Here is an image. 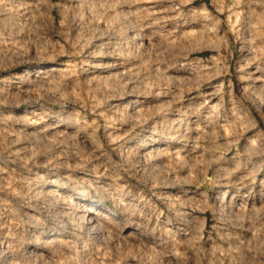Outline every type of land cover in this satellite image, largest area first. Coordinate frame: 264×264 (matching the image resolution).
<instances>
[{
	"label": "rangeland",
	"instance_id": "374dc122",
	"mask_svg": "<svg viewBox=\"0 0 264 264\" xmlns=\"http://www.w3.org/2000/svg\"><path fill=\"white\" fill-rule=\"evenodd\" d=\"M75 1L97 2L98 0H46L47 3L45 0H35V3H38L36 7L37 13H39L36 14V23L33 28L24 26L19 29L25 33V36L18 48H14L9 44V41V43H7V40L4 41L0 31V47L2 45L0 54L4 55V57L0 55V77H9L15 71L16 73L19 71L14 69L13 62L15 59L51 58L57 59V64H61L63 72L70 73L77 79V90L75 89V95L73 94L74 100L72 97L64 95L65 93L54 90L51 91L52 94L42 96L40 103L60 117L73 121L77 119L82 124L86 123L85 125L90 127L94 135L95 146L103 154L104 160L118 174L120 183L117 188L107 186L97 179L86 181L82 186L87 191L89 201L110 207L120 217L130 220V217L122 215L119 196H124L126 200L132 203L133 208L136 210V217L142 219V224L138 227L139 233L142 235L144 233L145 239H148L158 248L173 249L178 252L177 260L179 264H187L185 257L182 256L186 254L185 245L179 243L173 235L174 230L172 227L179 221L197 237L203 247L211 245L218 249L230 248L234 237L239 242H243L239 244L241 252L239 250L237 252L242 257V264H264V256H262L264 255V244L262 243L264 242V0H139V5L142 6L139 9V19L144 24L147 23L148 38L151 41L160 42L165 49L163 48L159 59L156 60L153 58L152 50H142L140 47L141 33H138V44L129 43L127 45L125 41L123 43L126 45L123 44L120 47L114 45L115 50L120 48L123 50L129 49L130 51L127 50L126 52H130L128 55L132 59H136L137 54L142 57L143 60L140 62L141 72L138 74L140 80L137 81V84L141 87L136 85L135 90H133L135 93L139 88H143L151 102L149 104L151 107L146 108V112L144 111L141 114L144 115V118L139 116L137 119L138 126H135L130 132L125 131L124 128L126 125L124 107L128 106V100L124 99L117 102L120 104V108L114 114L109 110L108 106L110 104L106 103L109 101L100 97L97 90L92 89V92L91 89L88 90L87 87L82 86L81 71L87 67V61L92 60V57L87 53L80 52L81 50L79 51L78 45L74 43V40H76L75 35L70 29L65 28L66 19L70 18L68 15H70L72 4ZM104 2L106 1L104 0ZM112 7L117 12L120 11L113 4ZM98 8L104 10V3L98 2ZM124 13L126 14V12ZM127 17H122L121 13L119 15L115 12L109 19L101 22L103 25L100 24L99 31L104 32L101 33L106 35L109 31L119 29L118 34L125 35L129 30L125 28L126 24H123ZM6 25L9 28L12 26L11 31L15 28L11 23ZM15 30L17 29L15 28ZM161 56L164 58L162 59ZM155 68H157V72L153 71ZM162 71H164V74ZM169 73L172 75L171 78ZM143 75L144 77H142ZM144 81L146 82L144 83ZM150 84L153 86L151 87ZM108 88L116 92V98L113 97L112 100L124 97L123 94L128 91L125 83L115 84L113 87L108 86ZM86 91L88 93H85ZM155 92H158V95ZM59 97L62 99L60 100ZM99 101H101V107ZM70 106L73 110L71 116L67 113L71 108ZM154 107H158L157 112H154L156 111V109H153ZM173 114L178 116H173ZM192 119H198L201 124L207 126L209 135L208 151L203 157L194 162L195 166L192 164L190 168L180 170L181 177L173 181L168 180L166 179L170 176L168 172L162 168L153 169L151 172L148 163L138 169L137 175L135 171L131 172L128 169L127 164L132 159V149L134 147L148 145L151 147L159 141V144L164 145L163 147L168 150L177 147V150L181 149L180 151L183 152L185 150L182 145L184 143L183 138L190 131V121ZM92 121L94 122L92 123ZM223 127L225 128L223 129ZM230 128H232L231 131H229ZM227 130L229 133H227ZM137 139H143V141ZM223 139L224 141H222ZM135 140L138 144L135 142L136 144L132 147V144L129 143ZM49 152L51 153V150ZM202 159L207 161L204 162ZM248 159L252 160L249 161ZM0 160L6 161V157L1 152ZM182 160L185 163L187 159ZM8 164L14 173H21L29 169L38 171L44 169L40 164H30L26 167L18 165L14 161L13 163L12 161L8 162ZM57 174L61 180L63 178L62 170L58 169ZM239 176L247 177V181L250 180L244 192L247 198L246 201L253 206L252 225L246 221L247 215H242L244 212L242 208L239 209L240 206L235 201L239 190L234 181ZM79 177L80 174L73 176L75 179ZM180 191L187 193L189 199L187 202L189 204L191 202V204L183 205L182 210L177 211L173 209V205L167 204L162 199L161 194L168 192L170 197ZM0 198L2 200L5 198L4 201H8L7 203H10L15 210H23L25 207L14 197L2 192H0ZM73 233V242L80 247V250L85 252L83 251L84 254L80 257L75 256L77 258L70 263L84 264L85 262L87 264L85 259L86 256L90 258L88 247L90 243H93L94 235L92 236L86 225H78ZM246 245L250 246L252 257L247 256L245 250H243ZM134 248L131 253L139 251L138 254L142 258L140 260L136 258L137 264H155L156 260L153 254L143 251L137 245ZM202 252L199 250L196 254L202 257L200 255ZM200 262L202 261L200 260ZM158 263L164 264L162 261Z\"/></svg>",
	"mask_w": 264,
	"mask_h": 264
},
{
	"label": "bare ground",
	"instance_id": "6f19581e",
	"mask_svg": "<svg viewBox=\"0 0 264 264\" xmlns=\"http://www.w3.org/2000/svg\"><path fill=\"white\" fill-rule=\"evenodd\" d=\"M105 1L106 2H104V0H98L97 2L75 1L72 4L70 15L67 13L70 18L66 19L65 28L70 29L73 35H75L76 40H74V43L78 45L79 51L81 50L80 52L87 53L90 57H92V60L87 61V67L81 71V79L83 80L82 86L87 87L88 90L91 89L92 92V89L97 90L100 97L109 101L106 103L110 104L108 106L109 110L114 114L117 113L119 110L118 108H120V104L117 102L124 99L128 100V106L124 107V116L126 117V125L124 128L125 131L130 132L135 126H138L137 119L139 116H144L141 114L144 113L146 108L149 106L151 107V105H149L151 102L149 101V97L145 94L143 88H139V90L134 93L136 85L137 87H141L137 84V81L140 78L138 77V74L141 72L140 62L143 60L142 57L137 54L136 59H132L130 55H128L130 53L129 49L123 50L120 48L119 50H115L116 47L114 45H119V47L123 46V44H125L123 42L125 41L127 45H129V43L138 44L137 37L141 33L142 36H140L141 40L139 42L140 47L142 50H152L153 58L156 60L159 59V55L164 47L160 42L151 41L148 38V32L146 31L147 23L144 24V22L139 19V9L142 7L139 5V0ZM98 2L104 3V10L102 8H98ZM36 4L38 3H35V0H0V31L2 32L1 34L3 35V40H7V43L10 42L9 44H11L14 48L21 46L20 43L25 36V33L21 32L22 30L20 31L19 29L24 26H30L33 28L35 25L37 20L36 14H39L37 13ZM112 4L118 8V11H120L117 12L116 9H113L114 6L112 7ZM115 12L119 15L121 13L122 17L128 16L123 24L125 23V28H128L129 30H125L127 31L125 35H121L120 33L118 34L117 31L119 29H117V31H115V29L109 32L107 31L108 34L105 33L106 35H103L102 33L104 32L101 31V33L99 31L100 24H102L101 22L109 19V17H111ZM124 12H126V14L128 13V15ZM7 23L8 25L11 23V25H13L17 30L14 28V30L11 31L10 28L12 26L10 25L11 27L9 28L6 25ZM1 48L2 45L0 50ZM128 48L130 47L128 46ZM127 50H129L128 53L126 52ZM2 56L4 57V55ZM161 58L163 59L164 57L161 56ZM2 65L1 67H3ZM13 66L14 69L19 70L17 73L15 71V73L13 75L10 74L11 76L9 77H0V152L6 157V161L0 160V192L14 197L25 207L23 210H15L10 203H7L8 201H4L6 200L5 198H3L4 200L0 198V264H69L77 258L75 256L78 255L80 257L85 252L84 250V252L80 250V247L73 242V231L78 225H86L89 232L92 233V236L94 235V241L93 243H90L88 247L90 250V252L88 251L90 258L86 256L85 259L87 264H137L136 258H139L140 260L141 256L138 254L139 251H134L133 254L131 253L135 245H137V247L139 246L143 251H148L153 254L156 260L155 264H159L158 262L160 261L164 264H179L177 260L178 252L173 249L158 248L148 239H145L143 236L144 233L143 235L139 233L138 227L142 224V219L136 217V210L133 208L132 203L126 200L124 196H119V201L122 205V215L124 217H130V220L120 217L114 212V209L110 207H105L102 204H95L94 202L89 201L87 191L82 186L86 183V181L97 179L101 180L102 183L107 186L117 188L120 183L119 176L116 174L113 167L104 160L103 154L95 146L94 135L91 132L90 127L85 125L86 123L82 124V122H79L77 119L76 121H73L71 119L68 120L65 117H60L57 113L46 109L45 106L40 103V98L42 96L52 94L51 91L54 90L65 93L64 95H68L74 100L73 94L75 95L74 91L77 87V79L70 73L63 72L61 64H57V59L18 58L13 62ZM153 71L157 72V68L153 69ZM162 73L164 74V71H162ZM142 77H144V75ZM171 77L172 75L170 78ZM145 82L146 81H144V83ZM122 83H125L128 90L127 93H122L124 95L122 98L118 97L117 100H112L111 98L115 97L116 92L112 91L113 89L111 90L108 86L113 87L115 84L117 85ZM150 86L152 87L153 85L150 84ZM57 92H55V94H57ZM85 93H88V91ZM61 99L62 98H60V100ZM101 101H99V103ZM101 106L102 105L100 103V107ZM153 109H156L154 112H157L158 107H154ZM67 113L70 116L73 115L72 107L67 111ZM173 116L178 115L173 114ZM120 120L118 121L120 122ZM93 122L94 121H92V123ZM190 123V131L183 138L184 143L182 145L185 148L183 152L180 151L181 149L177 150V147L168 150L166 147H163L164 145H160L159 141L151 145V147L148 143V146L134 147L135 149H132V159L127 164L128 169L131 172L135 171L137 175L138 169L142 166L144 167V165L148 163L150 171L156 168H162L170 175L166 179L172 181L177 180L181 177V171L185 170L184 168H190V166L192 164L194 165V162L197 161L198 158L203 157L208 151L209 135L207 132V126H205V124H201L198 119H192ZM224 128L225 127H223V129ZM231 129L232 128L228 130L231 131ZM228 130L227 133H229ZM137 140L132 141L129 144H132L131 146L133 147L136 143L138 144ZM140 140L143 141V139ZM222 141H224V139ZM49 150H51V153ZM184 158L187 159L185 163H183L182 160ZM11 161L12 163L13 161L17 162L18 165L20 164L25 167L30 164H40L44 167V169L43 171L29 169L21 173H14L11 168H9L8 162ZM58 169L62 170L63 178L61 180L57 174ZM78 174H80L78 179L73 178V176ZM250 179L252 180V178ZM157 180L159 181V179ZM249 181L250 180L247 181V177L243 178V176L236 178L234 184L238 187L239 191L236 194V199H234L240 206L239 209L242 208L244 212H242V215H247L246 221L251 224L253 218V206L246 201L247 198L244 192ZM150 185L152 186V184ZM161 195L162 199L167 204L173 205V209L177 211H181L183 205L191 204V202L190 204L187 202L189 199L187 197V193L184 191L175 193L170 197L168 196V192H164ZM236 222H238V220H236ZM172 228L174 230L173 235L176 240L185 245L184 248L186 249V254L182 256L185 257L187 264H242L241 262H243L242 257L237 253L239 250V244L243 242H239L237 238L235 239L233 237L234 240L231 241L232 246L230 248L218 249L212 247L211 245L203 247L199 243L197 237L190 232L181 221L177 222L176 225H173ZM201 242L203 241L201 240ZM262 243L264 244V242ZM248 245H246V248L244 247L243 250H245L247 256H251L252 251ZM199 250L203 251L200 254L202 257L196 254ZM200 260L202 262H200Z\"/></svg>",
	"mask_w": 264,
	"mask_h": 264
}]
</instances>
